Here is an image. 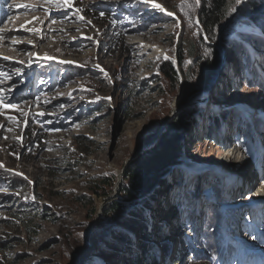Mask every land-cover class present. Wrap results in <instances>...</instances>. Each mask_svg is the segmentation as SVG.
<instances>
[{"label":"rangeland","instance_id":"374dc122","mask_svg":"<svg viewBox=\"0 0 264 264\" xmlns=\"http://www.w3.org/2000/svg\"><path fill=\"white\" fill-rule=\"evenodd\" d=\"M54 1H8L6 21L15 24L7 27L9 32L0 41V98L16 105L17 98H7V91L26 83L35 88L42 82L38 93L19 107H10L11 119L0 108V264H74L75 260L120 264L117 257L103 256L108 252H101L92 240L98 220L109 203L122 201L125 169L155 145L139 149L148 125L162 120V128L173 112L176 118L196 105L206 111L183 137L189 165L173 167L152 193L153 200H160L154 212L149 208L152 224L167 223L164 235L162 231L155 236L158 264H213L215 248L205 232L216 215L213 208L222 213L229 241H253V220L264 224V160L256 159L258 141L264 147V80L255 78L251 66L245 65V55L238 67L236 60L227 62L231 56L226 54L222 83L230 87L222 84L223 101L217 100L214 89L190 101L196 92L183 93L187 79L195 80V56L187 54L183 69L178 65V89L158 72L165 57L178 64L180 50L190 51L194 45L201 49L196 31L200 20L177 14L182 2L189 0H70V7ZM230 3L235 11L221 27L219 49L224 48L226 33L231 31L227 37L233 38L240 29L236 24L242 15L240 4ZM86 10L91 15H84ZM246 29L255 32L250 26ZM107 31L121 32V44ZM260 54L255 50L256 62ZM43 63L58 74L45 81L39 70ZM245 79L250 82L244 84ZM2 80L12 82L6 90ZM226 109L232 113L223 118ZM214 116H220L217 126L211 121ZM236 148V163L225 164L223 157ZM222 164L224 171L219 169ZM110 177L117 178L111 194L95 195L98 184ZM262 183L263 190L258 191ZM227 223L235 228L232 234ZM187 235L201 257L188 249ZM125 247L120 256H128ZM225 247L223 243L216 250ZM262 259L253 256L231 264H258Z\"/></svg>","mask_w":264,"mask_h":264},{"label":"trees","instance_id":"16d2710c","mask_svg":"<svg viewBox=\"0 0 264 264\" xmlns=\"http://www.w3.org/2000/svg\"><path fill=\"white\" fill-rule=\"evenodd\" d=\"M182 4L184 5V9L181 10V7H179L177 10L178 15L187 16L189 20H196V17L200 20L201 27L197 26L196 31L199 37V42H197V44L201 49L198 50L197 46L194 45L190 51L186 52V50H180L178 64L174 58L168 56L159 63L158 72L162 79L170 83L172 88L178 89L180 87V73L177 69L178 65L183 69L187 54H190L192 57L195 56L197 59V68L195 69V73H193L195 80L193 82H188L189 79H187L186 90H184L183 93L191 95L192 93L204 91L209 88L219 66L222 53L217 46L218 36L222 29V25H225L229 19L231 3L230 0H200V3L197 5L195 4V0H189L182 2ZM87 11L88 10L85 11L86 14L91 15V12ZM240 13L242 15L236 21L240 29L235 31L237 33L235 37H227L230 31L226 33L223 38L224 50L226 53L229 52L228 56H231L229 60L227 59V62L231 59L232 61L236 60L235 63H237L238 67H241V56L245 55V65L251 66L255 78L258 76L261 78L262 76L264 80V0H249L241 8ZM247 26L253 28L255 32L247 30ZM107 33L115 43L121 44L118 39L119 36H122L121 32L115 35L112 32L107 31ZM204 36L209 39L211 45L207 44ZM255 50H259L261 53L257 62L254 59ZM202 51L205 53L207 52V54L209 52V54L205 55ZM46 67L47 65L42 67V70L47 74H58L57 71L51 70L49 66ZM233 67L235 73L236 67ZM191 78H193V76H191ZM222 78L223 74H221L213 87L215 92L214 95L218 96L215 97L220 102L224 99L222 84L227 88L230 87L228 82L225 81V83H222ZM244 82V84H247L250 80L245 79ZM188 86L189 88L187 89ZM166 95L168 97L170 96V94ZM205 111L206 109L204 107L196 105L178 114L177 117L169 123L167 130L161 135L155 145L142 152L137 159L125 169L119 194V199L122 201L116 200L109 203L104 208L103 216L98 220L94 229L92 240L95 241L97 248L101 252H108L103 253V256L106 255L105 257H108L111 255L113 258L117 257L120 264H158L159 249L155 241V236L162 234L163 227L165 228L167 223L165 221L163 223L161 222L159 227L152 224L153 219L152 215L149 214V208L151 210L154 208V212L160 200L159 197L158 200H153V194H149L148 192L153 188L157 176L161 175L165 170L179 163L189 165L187 163V154H185V139L183 137L187 135V129L199 123ZM231 113L229 109H226L222 112V117L225 118L226 115ZM211 119L214 126H217L221 121L220 116H214ZM155 121L154 123H150L145 129V132H143L144 135L140 140L139 149H143L147 145H150L154 141L156 133L161 129L160 125L162 120ZM155 125L156 130L151 133L150 129ZM163 180L164 179H162L159 186L164 183ZM116 181L117 178L114 179L113 177L104 179L98 184V189L94 190L95 195L107 197L113 191ZM218 191L219 190L216 189V196H218V201L222 202L221 199H219ZM146 194L148 197L143 198ZM153 202L154 205L151 207ZM29 211H34V208L30 207ZM97 211V207L93 208L90 217L96 219ZM213 211H216V215L213 216V221L205 227L206 238L209 239L211 243L210 246L215 248L213 256L211 257L213 258V264H228L229 260L227 256L233 252L238 254L239 250L237 249L240 248L237 243L230 242L229 238L224 233V219L222 218L221 211L219 213L217 208H213L212 212ZM215 222L216 226L213 225ZM162 235H164V231ZM186 239L190 242L191 245L189 246L191 249L193 248L194 255H199L201 257L202 252H198V250L193 247L194 243L188 235ZM224 242H228V245L217 251V247H220ZM252 242L256 243L257 241ZM121 247H125L129 251L127 257L125 255L120 256V250L123 249H120ZM169 247L170 249L168 248L169 250L167 252L171 253V242ZM116 248H119L117 252ZM239 255L242 256V253L240 252ZM68 259L72 262L73 256L71 258L70 255ZM74 264H77V260L74 261ZM93 264L100 263L99 261L93 260Z\"/></svg>","mask_w":264,"mask_h":264},{"label":"water","instance_id":"95a60500","mask_svg":"<svg viewBox=\"0 0 264 264\" xmlns=\"http://www.w3.org/2000/svg\"><path fill=\"white\" fill-rule=\"evenodd\" d=\"M249 0H243V2L240 4L239 6V10H241L242 6L247 3ZM221 53H222V58H221V61L219 63V66L213 76V79H212V82L209 86V88L207 90H204V91H200L199 93L196 92V94H193L191 97H190V101L193 100L194 98H196L197 96L201 95V94H204L206 92H210L213 87L215 86L216 82L218 81L221 73H222V70H223V67L225 66L226 64V52L224 50V48L221 47ZM175 112H173L172 116L167 120V122L163 125V127L161 128V131L160 133L157 135V137L155 138V140L151 143V145H154L157 140L160 138V136L162 135L163 131L165 130L166 126H168V123L169 121H172L175 117ZM150 145V146H151ZM144 150V149H142ZM173 167L175 166H172L170 167L169 169L165 170L161 175L157 176V178L155 179V182H154V185H153V188L150 190V192H148L149 194L150 193H153L158 187H159V184L160 182L162 181V179H164L170 172L171 170H173ZM102 214V213H101Z\"/></svg>","mask_w":264,"mask_h":264},{"label":"snow or ice","instance_id":"6c2138e0","mask_svg":"<svg viewBox=\"0 0 264 264\" xmlns=\"http://www.w3.org/2000/svg\"><path fill=\"white\" fill-rule=\"evenodd\" d=\"M49 2H52V0H49ZM59 2H60V4H61V6H67V7H70L71 6V4H70V0H59ZM243 2V0H235V3L236 4H241ZM200 3V0H195V4H199ZM156 7L157 8H160V5H156ZM180 7H181V10H183L184 9V5L183 4H181L180 5ZM235 11V8H231L230 9V12H234ZM102 15H103V13H102ZM169 15H172V13H169ZM5 59H8L7 57H4ZM165 58H167V57H165ZM189 63H190V61H189ZM0 105H3V106H5V107H16V105H13V104H7V105H4V102H3V100H0ZM0 167H3V165L2 164H0ZM34 198V197H33Z\"/></svg>","mask_w":264,"mask_h":264},{"label":"bare ground","instance_id":"6f19581e","mask_svg":"<svg viewBox=\"0 0 264 264\" xmlns=\"http://www.w3.org/2000/svg\"><path fill=\"white\" fill-rule=\"evenodd\" d=\"M153 47V46H152ZM155 49H157V47H154ZM239 152V150L236 148L235 149V151L234 152H230L227 156H224L223 157V162L225 163V164H230V166L231 165H233V164H235L236 163V161H235V158L234 157H236V155H237V153ZM221 167L219 168L220 170L222 169L223 171H224V165L222 164V165H220ZM243 175V174H242ZM251 183V180H249L248 179V182H247V184H250ZM262 185V186H261ZM261 185H259L258 186V191H260V190H263V183L261 184Z\"/></svg>","mask_w":264,"mask_h":264}]
</instances>
